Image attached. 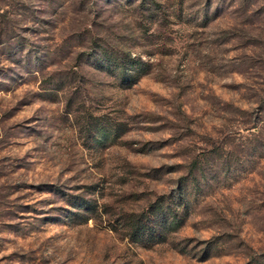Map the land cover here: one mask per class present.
Instances as JSON below:
<instances>
[{"label": "rangeland", "instance_id": "374dc122", "mask_svg": "<svg viewBox=\"0 0 264 264\" xmlns=\"http://www.w3.org/2000/svg\"><path fill=\"white\" fill-rule=\"evenodd\" d=\"M260 128L264 0H0V264H264Z\"/></svg>", "mask_w": 264, "mask_h": 264}, {"label": "trees", "instance_id": "16d2710c", "mask_svg": "<svg viewBox=\"0 0 264 264\" xmlns=\"http://www.w3.org/2000/svg\"><path fill=\"white\" fill-rule=\"evenodd\" d=\"M252 128H255V127L253 126ZM263 131H264V128H260L256 132L249 131L250 132L249 135H251L253 137V139L255 140V137H260V135H261V133H263ZM216 148H218V146Z\"/></svg>", "mask_w": 264, "mask_h": 264}]
</instances>
